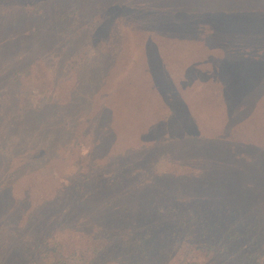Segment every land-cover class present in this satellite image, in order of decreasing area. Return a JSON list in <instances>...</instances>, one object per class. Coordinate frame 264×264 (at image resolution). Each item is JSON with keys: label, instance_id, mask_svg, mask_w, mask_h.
Listing matches in <instances>:
<instances>
[{"label": "trees", "instance_id": "obj_1", "mask_svg": "<svg viewBox=\"0 0 264 264\" xmlns=\"http://www.w3.org/2000/svg\"><path fill=\"white\" fill-rule=\"evenodd\" d=\"M48 1L53 0H0V13L30 19L29 36H35L48 22L51 10L44 5ZM62 1L84 5V0H57L55 10L60 11ZM91 1L100 14L90 40L107 33L112 17L132 22L129 33H119L111 57L99 61L97 55L82 62L89 71V61L98 58L94 64L98 70L86 74L89 82L112 62L104 75L114 77L93 84L99 88L117 78L120 88L111 84L114 93L107 99L97 95L96 113L85 127L91 143L79 160L84 170L69 179L64 171L51 174L43 169L36 157L58 136L53 130L48 140L35 145L39 152L31 164L38 175L32 178L39 181L24 184L17 200L16 177L0 184V202L6 196L16 204L34 200L46 208L59 204L60 192L65 193V208L28 242L23 264L64 263L53 233L77 216L101 224L88 246L74 245L75 241L70 245L68 254L77 264H171L183 244L210 251L214 259L222 257L220 264H235L230 257L234 240L247 243L236 254V264H258L254 249L264 239V0ZM76 8L72 12L82 13ZM62 12L54 20L67 22ZM80 31L68 37V58L78 55L84 33ZM134 46L141 49L140 56L131 51L128 68L116 75V61ZM12 69L4 76L0 73V93L8 104L15 97L10 89L27 74L21 67ZM92 93L79 88L74 98L89 102L96 91ZM56 105L49 99L20 105L19 117L9 125L26 134L31 118L40 127L47 107ZM17 133L14 138L26 142ZM115 146L123 151L113 153ZM163 148L177 157L173 156V165L179 168L187 162L189 169L155 171L136 181L142 165ZM99 158L105 160L95 169ZM43 186L54 190L38 201L35 195L45 190ZM67 226L82 238L87 234L80 224Z\"/></svg>", "mask_w": 264, "mask_h": 264}, {"label": "rangeland", "instance_id": "obj_2", "mask_svg": "<svg viewBox=\"0 0 264 264\" xmlns=\"http://www.w3.org/2000/svg\"><path fill=\"white\" fill-rule=\"evenodd\" d=\"M44 3V5L50 8L51 13L49 14L48 22L42 26L43 30H40L35 36H29L31 32L30 19L23 20V17H19L14 13H6V15L0 13V19H3V21H0V73L4 76L9 69L13 68L12 70H14L18 67H21V70L26 69L27 71L26 75L21 76L20 85L17 88L12 87L10 89L11 93L15 95L12 103L8 104V98L3 96V92L0 93V184L3 185L9 179L12 180V177L18 179L15 185V197H13L15 200L21 197L24 184L31 181H39V179L32 178L33 175H38V171L33 169L31 164L34 161L33 158L36 151L39 152L38 147L35 148V145L36 143L48 140V135L50 136L53 130L57 131L58 136L55 137L53 142H50L49 147L45 151L42 149L36 157L40 159L39 163L42 164L43 169L51 170V174H54L58 170L60 173L64 171V176L69 177V179H72L73 175L77 174L80 168L84 170L83 164L80 167L79 160H81V155L88 149L91 143L89 136L87 137L88 132L85 127L87 119H90L93 113H96L98 105L97 95H101L102 99L104 97L107 99L114 93L112 92L113 86L119 89L120 85H117V78H114L110 85L105 83L99 88L97 84L95 86L93 84L98 79L106 81L109 75L110 78L114 77L113 74H107L106 77L104 75V72L108 68H111L112 62L104 64L103 68H106L102 69L101 75L96 79H90V82L87 80V75L93 69L98 70V67L94 66L98 58L89 61L91 62L89 65L91 66V70L89 71L83 67L82 62L84 59L97 55L101 56L99 61L111 57L117 51L119 33L123 31L129 33L127 26L132 24L128 18L117 22L112 17L107 23V33L94 40H90V36H92L90 32L96 27L95 22L97 21L95 20V16L100 14V8H97L91 0H84L82 8L78 7V5L76 6L74 1H62L63 5L59 4L64 8L70 9L68 14L62 12V7L60 11L54 9L56 4L58 5L57 0ZM9 4L12 5L11 2ZM41 5L43 3H40V8L43 9ZM12 6L16 5L13 4ZM74 7H77L76 9L82 13L72 12L71 8L74 9ZM57 12H62V16L68 17L67 22L65 20H54V15ZM78 28H80V32H84L80 37V45L77 46L78 50L76 51H78V55L68 58L69 48L65 49L66 42L69 36L76 33ZM49 30L51 31L50 35L44 33ZM62 31L65 32L66 36H62ZM14 36L15 38H12ZM61 38H64L66 41L60 40ZM140 50L139 46L125 49V52L116 61V70L119 71L116 75L128 68L129 64L127 61L130 59L131 51L135 55L138 54L140 56ZM27 63H29V66L26 68L25 65ZM97 74L98 71H96ZM85 77L86 79H84ZM79 88L81 93H85V91L88 94L95 93V91L96 93L89 102L83 98L77 101L76 99L79 96H75L74 98V94ZM29 91H32V95H30ZM105 93L107 96H104ZM48 99L51 102L57 103V105L47 107V112L43 115L40 127H38L39 122L33 120L34 118H31L32 120L28 124L26 134H18L16 126L11 127L9 125L11 119L19 117L17 108L20 105L21 107L30 104L34 105L38 101ZM62 128L64 129L62 130ZM33 132L37 133L33 134ZM16 133L20 135V138L24 137L23 139L26 142H23L21 139L17 141L14 138ZM81 142L86 143V146L81 147ZM123 143L125 142L119 144ZM122 151V146H115L112 150L113 153H120ZM6 153L12 154L8 155ZM173 156L172 151L169 149L164 150L163 148L157 150L153 158L149 159L147 164L144 163L142 165V171L137 172L139 180L137 179L136 181L148 179L149 175L155 171L162 172L173 168L178 172H184L189 169L187 162L181 164L179 168L173 165ZM174 157L175 159L177 158L176 156ZM104 160H101V158L97 159L93 163L95 169H98V164H101ZM206 165L199 164L202 168H208ZM53 188L47 186L44 191L37 193L35 198L41 201L40 199L45 193L47 198L50 197L54 190ZM60 197L59 204L46 208L42 205L38 206L39 204L36 205L34 200L27 204H16L10 202L6 196L3 197L2 202H0V264L26 263V260L23 258L26 256V245L28 242L36 237L38 231L53 216L61 213L65 208L63 202L65 193L60 192ZM81 218L82 216L71 218L69 222L58 227L59 229L53 233L55 236L54 242L58 243L62 250L63 260L65 261L62 264H77L76 257L69 256L68 254L70 245L75 241L74 245L81 247L88 246L92 241L93 234L98 233V228L101 225L100 222H83L80 220ZM76 223L82 225L87 233L83 238L79 234L73 233L67 226ZM231 246L233 247V249L231 248L232 254H230L231 261H234L236 264V254L242 252L246 248L247 243L245 240H234ZM254 251L258 253L255 262L264 264V239L259 242L257 249H254ZM212 255L210 251L195 249L193 246L183 244L172 256L171 264H214V262L220 264L222 257L214 259Z\"/></svg>", "mask_w": 264, "mask_h": 264}]
</instances>
